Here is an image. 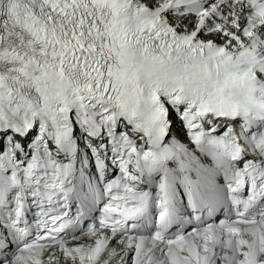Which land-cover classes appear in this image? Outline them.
Segmentation results:
<instances>
[{"label": "snow or ice", "instance_id": "snow-or-ice-1", "mask_svg": "<svg viewBox=\"0 0 264 264\" xmlns=\"http://www.w3.org/2000/svg\"><path fill=\"white\" fill-rule=\"evenodd\" d=\"M0 264H264V0H0Z\"/></svg>", "mask_w": 264, "mask_h": 264}, {"label": "clouds", "instance_id": "clouds-1", "mask_svg": "<svg viewBox=\"0 0 264 264\" xmlns=\"http://www.w3.org/2000/svg\"><path fill=\"white\" fill-rule=\"evenodd\" d=\"M232 99H236V97H235V96H233V97H232Z\"/></svg>", "mask_w": 264, "mask_h": 264}]
</instances>
